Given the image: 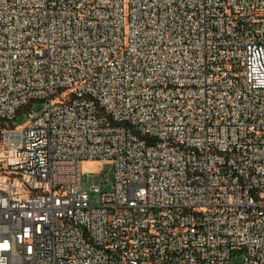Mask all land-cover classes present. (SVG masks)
I'll use <instances>...</instances> for the list:
<instances>
[{"label": "built area", "instance_id": "obj_1", "mask_svg": "<svg viewBox=\"0 0 264 264\" xmlns=\"http://www.w3.org/2000/svg\"><path fill=\"white\" fill-rule=\"evenodd\" d=\"M0 264H264V0H0Z\"/></svg>", "mask_w": 264, "mask_h": 264}, {"label": "rangeland", "instance_id": "obj_2", "mask_svg": "<svg viewBox=\"0 0 264 264\" xmlns=\"http://www.w3.org/2000/svg\"><path fill=\"white\" fill-rule=\"evenodd\" d=\"M42 108V103L36 102L33 104L32 109L36 112L40 111ZM29 121V113L23 112L20 114L16 119V125L23 126ZM83 171L84 172H90V173H97L99 172V165L98 163H92V164H84L83 165ZM88 178L89 180L93 181L97 179V176H91L88 177L86 174L84 175V185L85 188L88 187ZM240 259L236 260L235 263H238Z\"/></svg>", "mask_w": 264, "mask_h": 264}]
</instances>
